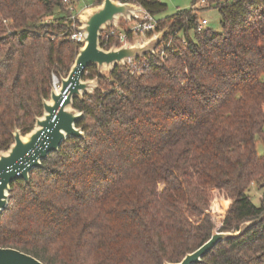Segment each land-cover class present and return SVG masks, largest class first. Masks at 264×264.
<instances>
[{
    "label": "trees",
    "instance_id": "trees-1",
    "mask_svg": "<svg viewBox=\"0 0 264 264\" xmlns=\"http://www.w3.org/2000/svg\"><path fill=\"white\" fill-rule=\"evenodd\" d=\"M136 2L152 15L165 9ZM207 8L219 14V32L197 30ZM66 16L62 0H0V151L41 115L52 75L69 72L80 45L68 39ZM171 18L163 43L174 44L136 59L147 61L141 74L125 64L84 70L97 81L73 100L84 137L62 142L28 182L11 183L0 247L43 264L175 263L209 239L211 200L229 199L219 231L260 220L199 264H264V196L254 204L248 195L264 180L256 151L257 140L264 145V0H206ZM113 44L115 31L105 47L100 40Z\"/></svg>",
    "mask_w": 264,
    "mask_h": 264
},
{
    "label": "water",
    "instance_id": "water-1",
    "mask_svg": "<svg viewBox=\"0 0 264 264\" xmlns=\"http://www.w3.org/2000/svg\"><path fill=\"white\" fill-rule=\"evenodd\" d=\"M142 7L118 0H102L87 6L78 13L77 30L82 32L77 54L65 77L59 78V86L52 89L48 99L42 100V113L34 118L29 132L21 134L18 129L12 133V143L0 151V215L7 207L10 185L15 180L29 181L32 169L40 168L41 161L51 152H56L62 142L69 138H83L76 123L83 117L81 111L73 108L75 98L91 95L96 88V79L82 78L84 70L94 66L99 75L110 72L116 66L153 55L155 48L163 42L168 31L152 35L147 41L127 42L108 49L100 46L101 33L114 28L119 19L129 22ZM169 30V29H168ZM260 219L246 221L233 232L211 231L209 239L194 251L187 253L179 262L163 264H199L219 243L241 237ZM0 264H43L38 259L13 248L0 247Z\"/></svg>",
    "mask_w": 264,
    "mask_h": 264
},
{
    "label": "rangeland",
    "instance_id": "rangeland-1",
    "mask_svg": "<svg viewBox=\"0 0 264 264\" xmlns=\"http://www.w3.org/2000/svg\"><path fill=\"white\" fill-rule=\"evenodd\" d=\"M90 2H92V1L88 0L87 4ZM159 2H161L162 4L165 5V9L163 12H161L157 15H153V16H155V18L157 20L162 19L159 22H157L155 30L152 33H149L147 35H137V36L136 35H130L128 37L129 42H134L137 40L147 41L148 39H150V37H152V35H156L159 32H162L164 30L169 32L170 31V25H172V23L174 22V20L171 18V16L175 12H177V10L190 9L191 5L194 4V3L192 4L193 0H159ZM81 6H82V3L77 4V9H79V12L81 11V9L86 7V6H82V7ZM64 15H65L64 13H61L58 16L61 17ZM199 17L200 18L205 17L209 22L208 27L212 28L214 31H217V32L220 31V16H219L216 9H213V8L203 9L199 12ZM45 21H51V17L50 16L44 17L41 22L44 23ZM158 25H159V27H158ZM121 27L123 30H127L130 27V24L129 23L124 24ZM115 33L117 36L118 30H116ZM177 35H178V38L181 39L182 34L177 33ZM172 43L174 44V42H171V40L168 42H165V43L161 42L155 48L154 52L156 54L158 52H163L162 50H163L164 46L172 45ZM162 45H163V48H162ZM161 48H162V50H161ZM104 73H106V72H103V74ZM82 78H83V76H82ZM84 80H86V79H84ZM256 151H257V154L259 156H262L264 154V145L259 140H257V142H256ZM248 195L250 196L251 201L254 204H259V202L261 201V198L264 196V180H261L258 184L253 183L250 186V188L248 189ZM228 205H229V199H218L217 201L214 199L211 200L209 208L205 211L204 214H207L210 216V218L213 222V230H216V231L220 230ZM191 219L192 220H198L197 217H191Z\"/></svg>",
    "mask_w": 264,
    "mask_h": 264
},
{
    "label": "built area",
    "instance_id": "built-area-1",
    "mask_svg": "<svg viewBox=\"0 0 264 264\" xmlns=\"http://www.w3.org/2000/svg\"><path fill=\"white\" fill-rule=\"evenodd\" d=\"M88 0H62V5L66 8L67 16H66V22H68L69 28H70V34L68 35V39L79 44V42L82 39V32L77 30L78 27V20L77 15L79 13V9H77V4L82 3V6H89L86 5ZM93 1V0H91ZM125 3H134L139 5L136 0H118ZM206 3V0H196V2L191 5L190 9L197 8L198 5ZM89 4V3H88ZM81 6V7H82ZM140 6V5H139ZM182 10H177V12H180ZM48 21H45L46 23ZM158 20L150 14L148 11L142 8V10L135 12L134 18H132L129 22H125L123 19H119L117 25L114 28L108 27L101 33L100 40L103 43V46L105 47L107 43L109 42L110 37L113 35V31L118 30L116 40L117 45L120 46L124 43L129 42L128 37L130 35H147L149 33H152L157 25ZM130 24V27L127 30L122 29V25L124 24ZM208 20L205 17H201L197 24V30L201 31L205 27L208 26ZM114 45V44H113ZM112 46V45H111ZM167 46V45H166ZM165 47V46H164ZM163 48V45H162ZM161 48V50H162ZM162 52H158L157 54H160ZM126 65V72H128L130 75H139L142 73V70L147 65V61H141L137 63L135 60L129 61L125 63ZM59 86V79L58 77L53 74L52 75V89L56 90Z\"/></svg>",
    "mask_w": 264,
    "mask_h": 264
},
{
    "label": "crops",
    "instance_id": "crops-1",
    "mask_svg": "<svg viewBox=\"0 0 264 264\" xmlns=\"http://www.w3.org/2000/svg\"><path fill=\"white\" fill-rule=\"evenodd\" d=\"M86 5H89V6H90V5H94V4H93V1H92V2H90L89 4H86Z\"/></svg>",
    "mask_w": 264,
    "mask_h": 264
}]
</instances>
